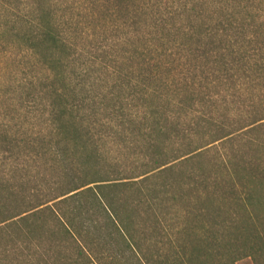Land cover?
<instances>
[{
    "label": "trees",
    "instance_id": "1",
    "mask_svg": "<svg viewBox=\"0 0 264 264\" xmlns=\"http://www.w3.org/2000/svg\"><path fill=\"white\" fill-rule=\"evenodd\" d=\"M0 54V264L264 250V0H0Z\"/></svg>",
    "mask_w": 264,
    "mask_h": 264
},
{
    "label": "rangeland",
    "instance_id": "2",
    "mask_svg": "<svg viewBox=\"0 0 264 264\" xmlns=\"http://www.w3.org/2000/svg\"><path fill=\"white\" fill-rule=\"evenodd\" d=\"M17 2L18 0H12V6H15V9H17ZM3 55L0 54V59L2 58ZM2 64L0 65V126L6 122V119L4 117L5 111L9 108H11V103L13 102H17L16 105L18 104V99H19V94L17 93V95H13L12 93L7 96L6 91L8 90L7 86L10 83V79L13 77L14 72H15V68L11 67V68H6V62L4 64L5 59H1ZM13 74V75H12ZM20 77L23 76L21 74H19ZM21 96V95H20ZM19 105V104H18ZM17 105V106H18ZM8 120V119H7ZM12 129L15 130L17 129V127L15 126V123L12 122ZM16 153V152H15ZM1 156V155H0ZM12 162L14 164H17L18 159L16 158V156H12ZM13 165H11L9 162L6 163V161H2V156L0 157V179L4 178V180H7L8 178L12 177L15 178V183H17V180L19 179V175L21 173L19 172H15L16 168L15 166L12 168ZM11 172V173H10ZM6 178V179H5ZM12 178V179H13ZM18 178V179H17ZM6 182V181H5ZM4 182V183H5ZM14 183V181H13ZM14 183V184H15ZM3 184V183H2ZM264 223H260L259 227H263ZM228 235V234H227ZM245 236H243V243L245 246H248L250 244V240L253 239V234H244ZM256 235H260V238L262 240H264V234H256ZM252 238V239H251ZM253 242V240H252ZM260 242V240L257 241V243ZM160 245H163L160 244ZM2 244H1V240H0V253H1V249H2ZM165 248H168V245H166ZM156 250V248H155ZM180 250V249H178ZM157 251L159 252V248L157 249ZM162 251V250H161ZM168 252V251H167ZM181 252V251H180ZM157 253V252H155ZM170 253V252H168ZM162 254V253H161ZM1 256V254H0ZM236 264H264V250L263 251H259L256 255H255V261L253 262L251 259L249 258H245V259H241L239 261L236 262Z\"/></svg>",
    "mask_w": 264,
    "mask_h": 264
}]
</instances>
